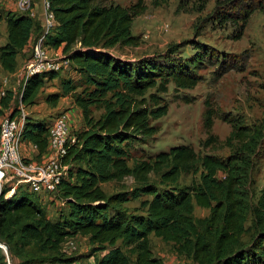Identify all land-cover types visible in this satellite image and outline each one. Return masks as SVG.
I'll use <instances>...</instances> for the list:
<instances>
[{
  "label": "trees",
  "instance_id": "16d2710c",
  "mask_svg": "<svg viewBox=\"0 0 264 264\" xmlns=\"http://www.w3.org/2000/svg\"><path fill=\"white\" fill-rule=\"evenodd\" d=\"M48 1L55 24L44 42L52 48L62 46L78 79L59 76L54 70L34 73L24 80L21 101L33 103L45 79L59 76V91L45 94L44 100L54 106L61 96L70 95L81 111L83 127L72 131L75 140L63 157L67 175L56 192L66 208L56 219L46 215L39 194L22 186L10 196L4 195L6 187L0 190V241L7 247L5 254L0 246V264H7L13 255L22 256L29 246L70 261L63 257L61 245L77 234L87 237L92 254L103 251L94 256V264H165L153 254L150 233L170 242L176 253L190 257L193 264H264V184L254 198L264 126L230 119L231 129L222 140L229 149L225 156L200 153L184 143L149 157L133 158L131 153L134 142H145L157 132L152 121L167 113L162 94L169 82L177 88L194 87L201 79L196 68L213 60H222V66L225 59L196 39L190 42L194 52L189 56L178 53L182 45L173 43L163 52L123 59L110 48L139 43L131 26L146 8L141 0L128 5L105 0ZM152 1L159 5L164 0ZM205 1L200 0L198 8ZM255 8H264V0H216L210 17L240 21L244 27ZM0 15L6 23L0 65L12 72L17 54L31 35L32 48L42 26L39 19L1 4ZM241 32L242 28L236 37ZM11 95L6 90L0 96V116L4 108H11ZM94 108L101 110L98 116L93 115ZM15 111L11 108L10 115ZM212 116V108L206 107L207 130ZM50 121L25 116L21 137L35 145L34 158L46 150ZM216 140L209 133L202 145ZM182 173L193 175L190 183L180 182ZM126 176L135 181L131 188L107 193L101 186ZM133 199L140 200L130 207L127 202ZM195 204L209 210L197 221Z\"/></svg>",
  "mask_w": 264,
  "mask_h": 264
},
{
  "label": "rangeland",
  "instance_id": "374dc122",
  "mask_svg": "<svg viewBox=\"0 0 264 264\" xmlns=\"http://www.w3.org/2000/svg\"><path fill=\"white\" fill-rule=\"evenodd\" d=\"M3 1V0H2ZM121 5H128L137 0H105ZM146 8L135 16L131 30L139 36L137 45H116L110 48L115 55L128 60H135L141 56L163 52L170 44L178 43V53L189 56L194 52L191 40H199L212 46L217 55L224 58L206 62L195 71L201 79L191 88H177L169 82L168 91L163 97L168 104L167 113L152 122L157 125V132L145 142H134L132 157H149L159 150H167L172 145L189 144L200 153H214L225 156L229 149L222 143L231 129L230 119L239 118L249 125L261 124L264 126V8H255L246 20V23L234 20L220 21L210 17L216 0H206L202 8H198L200 0H164L154 5L152 0H141ZM183 5L179 7L178 5ZM235 12L238 7L230 8ZM242 28V34L236 33ZM3 26L0 23V45L3 44ZM32 48L27 53L31 54ZM28 56V57H29ZM220 59V58H219ZM62 76H74L77 72L70 64L63 65L59 70ZM24 69L19 76L7 77L6 85L0 82V89L8 90L11 95V107L16 110L20 102L26 115L49 117L60 112L44 100L46 91L55 87L58 80H48L40 87L38 96L33 103L21 101L22 86L24 83ZM79 89V88H78ZM1 96V95H0ZM206 107L213 110L212 126L210 130L204 125L203 112ZM93 115L98 116L100 109L94 108ZM71 127V132L78 131L83 126ZM209 133L218 137L213 144L203 146L202 142ZM132 159L129 160L131 163ZM255 177V199L264 184V139L261 146V157ZM193 175L182 173L180 182L188 184ZM135 184L131 176L122 180L103 182L102 188L111 193L121 189L131 188ZM146 196V195H145ZM142 196V197H145ZM41 205L46 215L54 220L65 211L66 203L59 193L39 195ZM140 199L127 202L130 207L137 206ZM209 210L194 205V218L199 219L207 215ZM247 220L246 225H249ZM151 248L154 255L162 257L165 264H193L190 257L178 254L170 242L161 237L149 234ZM71 243L62 246L63 257L70 261L57 259L55 253L40 252L29 246L22 256H12L9 264H78L93 262L94 256L103 251L92 254L91 245L86 236L77 234L71 237ZM3 253L7 254V247L0 241Z\"/></svg>",
  "mask_w": 264,
  "mask_h": 264
},
{
  "label": "built area",
  "instance_id": "2783aa9c",
  "mask_svg": "<svg viewBox=\"0 0 264 264\" xmlns=\"http://www.w3.org/2000/svg\"><path fill=\"white\" fill-rule=\"evenodd\" d=\"M14 10L25 12L33 18L39 19L42 33L32 45V51L25 66V78L34 73L44 71H59L69 60L57 47L45 44V34L55 24L53 12L49 8L48 0H9ZM25 80V79H24ZM5 89H0V95H5ZM22 103L18 105L15 114L10 111L0 116V190L6 187L5 196L12 195L18 186L28 191L51 195L56 192L60 181L66 177L68 163L63 157L67 146L75 140L71 132V125L66 112L56 114L50 121L47 132V147L39 158L25 156L22 153V128L25 120ZM35 146V145H34ZM71 237L62 243H71ZM9 264V260L7 261ZM78 264H94L81 262Z\"/></svg>",
  "mask_w": 264,
  "mask_h": 264
},
{
  "label": "crops",
  "instance_id": "0c3cea01",
  "mask_svg": "<svg viewBox=\"0 0 264 264\" xmlns=\"http://www.w3.org/2000/svg\"><path fill=\"white\" fill-rule=\"evenodd\" d=\"M0 4H1V7H3L4 9H14L13 3L11 1H9V0H3V1L0 0ZM0 23L2 24L3 29H4L3 30V36H4V41H6V23H5V19H4L3 15H0ZM31 39H32V35H31V38H29L28 43L21 50V52L17 54V56H16L17 66H16L14 71H12V72L5 71V70L2 69V67L0 65V82L1 83L6 85L7 77L11 78L12 76H19L20 75V72L24 68L25 63H26V61L28 59V56H29L27 51L29 50V47H30V44H31ZM58 51H62V46L57 47V52ZM59 76H61V75L59 74ZM59 76H57L55 78H51V79L47 78V79H45V81L58 80ZM58 84L59 83H57V85L55 87H53V88L49 89L48 91H46L45 94L50 93V92H54V91H59V85ZM50 106H52L53 108L57 109L59 112L60 111H65L66 114L68 115L71 127H75L76 128L78 125L83 126V118H82L81 111H80L79 107L74 104V102L72 101L70 95L61 96L58 99L56 105L53 106V105L50 104ZM11 108H8V109L4 108V112L10 111ZM47 118H49V117H47ZM22 153L25 156L34 157L36 155V153H37V149H36V147L34 146V144L32 142L23 141ZM42 154L40 156H42Z\"/></svg>",
  "mask_w": 264,
  "mask_h": 264
},
{
  "label": "water",
  "instance_id": "95a60500",
  "mask_svg": "<svg viewBox=\"0 0 264 264\" xmlns=\"http://www.w3.org/2000/svg\"><path fill=\"white\" fill-rule=\"evenodd\" d=\"M1 246V245H0ZM2 247V246H1Z\"/></svg>",
  "mask_w": 264,
  "mask_h": 264
}]
</instances>
